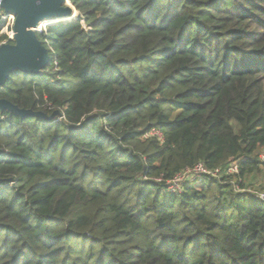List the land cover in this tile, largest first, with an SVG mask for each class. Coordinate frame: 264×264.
<instances>
[{"label":"trees","instance_id":"obj_1","mask_svg":"<svg viewBox=\"0 0 264 264\" xmlns=\"http://www.w3.org/2000/svg\"><path fill=\"white\" fill-rule=\"evenodd\" d=\"M70 1L0 86L63 116L0 112V264H264V0Z\"/></svg>","mask_w":264,"mask_h":264},{"label":"water","instance_id":"obj_2","mask_svg":"<svg viewBox=\"0 0 264 264\" xmlns=\"http://www.w3.org/2000/svg\"><path fill=\"white\" fill-rule=\"evenodd\" d=\"M5 12L16 15L13 26V43L0 45V86L4 85L10 74L22 71L26 74H40L49 64V49L41 42L37 29L46 19L56 20L52 23L66 22L75 16L76 8L70 0H3ZM15 112L25 119L38 117L54 120L62 113L59 110L48 115L42 111L20 108L5 98H0V112Z\"/></svg>","mask_w":264,"mask_h":264},{"label":"built area","instance_id":"obj_3","mask_svg":"<svg viewBox=\"0 0 264 264\" xmlns=\"http://www.w3.org/2000/svg\"><path fill=\"white\" fill-rule=\"evenodd\" d=\"M2 2L3 0H0V18L2 19V21L6 22V25L4 26L2 33H6L8 35L7 39H4L1 44H5V43H9L10 40H13L14 38V30H13V26L15 23V19H16V15L14 13H10V12H5L4 8L2 7ZM41 29L40 31H44V26L45 25V21L44 23H41ZM46 29V28H45ZM63 116L62 114L56 118L61 119ZM152 134H157L160 135L161 133L159 131H154ZM238 165L237 164H232V166L229 169V172L234 173V172H238ZM219 172V170H216L215 172H211L212 174H217ZM210 173L208 170H206V168L202 165L199 164L197 165L194 169H188L186 172L184 173H180L178 174L172 181L169 182V190H171L172 192H176L181 190V186H182V182L188 177L190 176L192 178V180H201L203 175ZM264 195V194H263ZM263 195L261 196L262 199Z\"/></svg>","mask_w":264,"mask_h":264},{"label":"rangeland","instance_id":"obj_4","mask_svg":"<svg viewBox=\"0 0 264 264\" xmlns=\"http://www.w3.org/2000/svg\"><path fill=\"white\" fill-rule=\"evenodd\" d=\"M76 10H77V9H76ZM77 14H78V15H76V16L80 18L81 16L79 15V12H78V11H77ZM47 20H48V19H46V21H45V25H46V26H44V28H43L44 31L47 29V27H48L49 25H51V23H50V24H47ZM49 20H50V19H49ZM83 22H84V21H83ZM43 23H44V22H43ZM84 25H85V27H86L87 29H91V26H90V25H87L86 23H84ZM45 28H46V29H45ZM57 117H58V116H57ZM262 181H264V178L262 179ZM261 196H262V194L260 195V197H261ZM263 198H264V195H263Z\"/></svg>","mask_w":264,"mask_h":264},{"label":"bare ground","instance_id":"obj_5","mask_svg":"<svg viewBox=\"0 0 264 264\" xmlns=\"http://www.w3.org/2000/svg\"><path fill=\"white\" fill-rule=\"evenodd\" d=\"M76 15H78V14H77V11H76V13H75V16H76ZM55 21H56V20H55ZM51 24H52V23H51ZM37 29L40 30V29H41V26L37 27Z\"/></svg>","mask_w":264,"mask_h":264}]
</instances>
